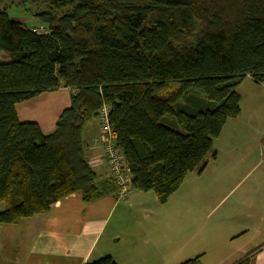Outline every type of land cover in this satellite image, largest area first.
Segmentation results:
<instances>
[{
	"label": "trees",
	"instance_id": "1",
	"mask_svg": "<svg viewBox=\"0 0 264 264\" xmlns=\"http://www.w3.org/2000/svg\"><path fill=\"white\" fill-rule=\"evenodd\" d=\"M25 2L48 32L8 13ZM0 51V224L77 192L85 203L118 192L86 152L85 126L104 107L131 188L165 203L241 112L237 86L264 82V0H0ZM63 87L70 104L53 132L19 120L18 103Z\"/></svg>",
	"mask_w": 264,
	"mask_h": 264
},
{
	"label": "crops",
	"instance_id": "2",
	"mask_svg": "<svg viewBox=\"0 0 264 264\" xmlns=\"http://www.w3.org/2000/svg\"><path fill=\"white\" fill-rule=\"evenodd\" d=\"M236 90L241 112L214 139L204 166L183 180L188 196L168 198L164 215L153 214L159 202L144 195L151 191L133 188L126 198L114 192L90 203L77 192L46 214L0 224V243L2 231H13L0 245V264H84L105 255L118 264H182L194 257L201 264H233L264 245V210L249 198L256 182L264 183V82L247 75ZM43 94L23 102L35 104ZM19 104L21 122L35 121L44 133L55 130L56 108L52 117L41 116L24 108L20 113ZM99 130L98 120L90 121L84 135L87 158L103 181L112 175L102 146L93 141ZM139 210L146 211L132 213ZM249 264H264V246Z\"/></svg>",
	"mask_w": 264,
	"mask_h": 264
},
{
	"label": "rangeland",
	"instance_id": "3",
	"mask_svg": "<svg viewBox=\"0 0 264 264\" xmlns=\"http://www.w3.org/2000/svg\"><path fill=\"white\" fill-rule=\"evenodd\" d=\"M22 4V3H21ZM3 5V4H2ZM30 5V6H29ZM39 8H35V6H32L31 4H28L27 2H25V4L23 5H18V6H13L11 8L8 9V13L10 15H12L13 17H16L18 19H20L21 21H23L24 23H26L28 25L29 28H33V27H43L42 32H48V28L46 26H44L43 24H41V22L39 21V18H37V16L35 15L38 12ZM9 60V55L3 51H0V62L2 61H7ZM66 89V90H64ZM35 101L34 103L37 105L36 107L38 108V111L35 108V104H33L32 102H30L29 104H27L28 102H22V104H19V110L21 113V109L24 108V111L28 110L33 112V113H37L38 115H44V113L46 114H50V116H53V112L54 110H52L53 108L57 109V113L61 112L65 107L69 106L70 104V91L68 90V88H60L57 90H52V91H48L47 93H44L42 96H40L39 98H37V100H33ZM37 102V103H36ZM31 105V110L28 108V106ZM34 110V111H33ZM38 115H31L32 117L34 116V118ZM172 119V118H169ZM37 120V119H36ZM97 118H92L91 122H95L97 121ZM100 123H99V127H100ZM251 180L252 178L247 179L246 183L247 186L251 185ZM241 188V186L239 187V189ZM146 197H148V195H150V197H153L152 195H154L155 200L159 202L156 194L154 192L151 191V194H144ZM188 196V188L186 187V185H183V183L181 184V186L178 188L177 191H175L170 197L169 199H185V197ZM249 198H254L258 205L259 208L261 210H264V183H260V181H257L255 186L253 187V189L251 190L250 196ZM168 203V202H167ZM166 202L165 203H161L159 202V204H156V208H154V213L155 215H164V209L166 207ZM146 210H139V211H134L132 213L139 215L143 212H145ZM203 212V211H202ZM17 228V227H16ZM13 231L12 230H6V231H2V236H1V244L6 243L9 241V239L12 237ZM20 234V232H19Z\"/></svg>",
	"mask_w": 264,
	"mask_h": 264
},
{
	"label": "built area",
	"instance_id": "4",
	"mask_svg": "<svg viewBox=\"0 0 264 264\" xmlns=\"http://www.w3.org/2000/svg\"><path fill=\"white\" fill-rule=\"evenodd\" d=\"M32 29L42 32L43 27H33ZM107 111V107H104L101 114L100 132L95 138V143L102 146L105 163L118 187V196L126 198L132 189L131 177L124 157L117 148L113 138L112 129L108 124Z\"/></svg>",
	"mask_w": 264,
	"mask_h": 264
},
{
	"label": "bare ground",
	"instance_id": "5",
	"mask_svg": "<svg viewBox=\"0 0 264 264\" xmlns=\"http://www.w3.org/2000/svg\"><path fill=\"white\" fill-rule=\"evenodd\" d=\"M71 91V90H70ZM108 110V109H107ZM111 128V127H110ZM46 134H48V133H46ZM113 134V133H112ZM118 191V190H117ZM82 195V194H81ZM83 198V197H82ZM88 202V201H87Z\"/></svg>",
	"mask_w": 264,
	"mask_h": 264
}]
</instances>
